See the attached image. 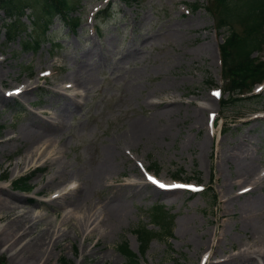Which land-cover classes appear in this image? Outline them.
<instances>
[{"label": "rangeland", "instance_id": "obj_1", "mask_svg": "<svg viewBox=\"0 0 264 264\" xmlns=\"http://www.w3.org/2000/svg\"><path fill=\"white\" fill-rule=\"evenodd\" d=\"M69 3L73 9L67 16L79 18L74 32L54 16L41 34L45 19L36 21L40 12L36 7L31 8L34 14L26 10L24 16L11 20L15 29H10L9 38L10 22L0 8V99L19 86L31 89L23 96L0 100V139L18 136L14 145L6 150L0 148V196L29 211L30 217H41L36 220L34 232L14 249L0 241V263L124 264L118 248L122 244L140 264H203L205 250L214 252L212 260L224 261L236 250L257 248V241H264V180L254 190L251 183L257 175L264 174V119H255L258 114L251 111H264V70L256 76L263 79L260 86L254 84L244 93L259 79L239 82L233 49L223 44L229 31L240 38V22L229 15V27L220 29L217 22L222 9L216 0H130L125 4L112 0L105 7L106 13L98 15L100 33L95 38L85 30L90 25L84 21L85 16L92 3L93 9H101L105 0ZM32 40L39 42L36 48L31 43L29 48L22 47ZM203 47L209 50L205 52ZM88 49H93L92 58L98 66L86 72L79 65H83L81 55ZM251 57L264 61V47ZM75 73L84 83L77 94L65 90L66 83H61ZM235 85L244 93L241 97L258 93L259 98L223 110L225 91ZM73 94L77 105L62 111L64 98ZM169 96L179 102L171 107L173 116L151 120L170 108L171 104L164 102ZM210 101L211 106L200 111L199 107ZM60 112L64 115L60 133L45 134L44 139L32 144L23 142L20 129L33 116L45 120ZM200 118L202 124L197 122ZM140 120L151 121L155 131L166 134L151 141L143 138L124 151L128 160L114 154L116 174L85 194L87 204L94 210L102 207L103 211L112 195L125 197L126 216L116 225H107L99 235L92 231L94 225L89 226L94 217L77 221L78 217L87 219V212L78 213L72 206L63 205L62 199L53 197L60 189L87 185L89 173L104 160L103 151L124 147L126 133ZM47 139L49 151L45 145L39 150L42 159L35 158L23 169L21 165L16 167L31 145L40 146L39 142ZM240 146L248 148L249 167L254 174L257 172L249 180L239 179L236 174L233 152ZM52 153L57 162L66 164L67 179L56 188L44 187L53 172L45 161ZM153 168L157 170L154 176L165 185L182 182L194 187L195 192H157L145 180ZM19 179L27 187L21 192L13 188ZM240 189L247 193L237 196ZM227 196L237 197L228 204ZM252 200L261 206L257 213L261 216L256 219L261 227L258 236L251 234L253 230L245 224L241 212L242 206ZM67 213H71V219H63ZM7 220L6 214L0 213V228ZM42 228L49 233H64L66 239L53 248L48 246L47 255L38 263H24L20 256L16 257L20 248ZM138 230L149 232L146 246H139L135 234ZM222 232L224 241L219 235ZM243 263L246 264H238Z\"/></svg>", "mask_w": 264, "mask_h": 264}, {"label": "bare ground", "instance_id": "obj_2", "mask_svg": "<svg viewBox=\"0 0 264 264\" xmlns=\"http://www.w3.org/2000/svg\"><path fill=\"white\" fill-rule=\"evenodd\" d=\"M92 50L88 49L84 54L81 55L80 60L81 61L84 60V62L82 61L83 65H79V68L81 71H86V72H88L90 70L93 71L98 66V62L94 61L92 58V56H93ZM203 50L205 52H207L209 50V48L203 47ZM94 72H96V71H94ZM79 73H77V75ZM75 75H76V73H75ZM75 75L69 74L68 77L66 78L67 80H65V82L61 81V83L62 84L66 83V85L64 84V86H63L65 90H67V91L70 90V93L76 92V94H77V92L81 88V85H84V83L82 84V81L80 79L81 78L80 75H78V77H77V75L76 76ZM61 83H60V85H62ZM28 87H29L28 85L22 86V89L21 90L19 89L17 95H19V93L22 96L25 95L27 93V90L29 89ZM58 89H59V87H58ZM30 90L31 89H29V91ZM13 91H15V90H13ZM55 91H57V89ZM58 92H59V90H58ZM6 97L7 96H5V97L3 96V97H1L0 100L1 101L9 100V98H6ZM172 97L169 96V97H166V99H164L165 103L167 102L168 105L171 104L170 108L165 109L161 115H158V114L154 115L151 120L154 121L155 118H158L160 116H173L174 111L172 110L171 107L175 106L174 103H176V105H178L177 103H179V102L174 100L173 99L174 97L173 98ZM74 98H75V94L66 96L64 98L65 99L64 102L60 105L61 110L64 111L63 108H66L68 106L69 107H75L77 105V102H75ZM211 101L206 106H200L199 107L200 111L203 109H206L205 107H210ZM157 104H158V102H157ZM163 108H166V107H163ZM63 116L64 115L61 112L59 114L54 115V116L53 115L48 116L49 119L47 118L45 120H41V119H38L35 116H33V120H31L30 122H28L22 126V128L20 129L19 135H21V137H23L22 140L25 144H27V143L32 144V142L34 140H38L40 138H43L45 134L48 136V135H53L54 133L55 134L60 133L61 132L60 125L63 123ZM149 120H140V121L136 122L137 125L135 126V128L130 129L126 133L125 142L122 144V146L124 145V147H121V145H119V147H116V148L112 147L111 149H105L103 151L104 160L99 163V165L97 166L96 169L94 167V170L91 173H89V175L87 176V178H88L87 179L88 180L87 185L85 184V185L80 187L79 186L80 184H79L76 187H71V189H68L67 191H65V189H60L58 192H56V195L53 197V199L54 198H57V199L59 198L60 200L62 199L61 201H63V205L72 206V208H74V210L77 211L78 213H82V211L87 212V214H88L87 219L80 220V217H78V219L75 218L77 221H83L84 222V221H88L92 217H94L89 226L94 225L92 231L97 232L99 235L103 234L105 232V230L107 229V225H109L110 227L112 225H116L117 223H119V221H121V219L124 217V215L126 216L125 204H124V201H125L124 198L125 197L122 194L112 195L107 200V202H106L107 206L105 205L106 209L103 211V210H101L102 207H100L99 209L97 208L98 210H94L89 204H87L86 203L87 199L85 198L86 197L85 194H87L88 191L93 186H96L99 184H101V185L105 184V180L108 179V177H111L110 175L116 174L115 172L117 171V169H116L117 164L114 165L115 164L114 163V156H115L114 154H116L118 157H122L125 160H128L124 151H127V150H129V148L135 146L138 142L142 141L143 138H145L148 141H151L153 139H157V137L160 138V136H157V135H161L163 137L166 134L164 131H162V132L155 131V129L151 127V121H149ZM197 122H200L202 124V119L201 118L197 119ZM64 126H65V124H64ZM47 136H45V137L47 138ZM17 140H18V136L8 135L7 137H3L2 139H0V148L3 150H6L10 146L14 145ZM52 140L53 139H51V142H52ZM42 141L39 142V143H41L40 146L37 144H35L34 146L31 145L29 147V151L26 154V156L24 157V159H22L21 161H18L16 163V167L21 165L22 166L21 169H23L24 167H27L28 165H30L34 161L35 158L37 159L36 161H39L40 159H42L43 154L40 153L41 151L39 152V150L44 145L46 146V148L48 150L49 147H47V145H48L47 142L50 140L47 139L46 141L44 140V142H42ZM51 142H49V144ZM52 144L53 143H51L50 145H52ZM51 151H50V153H51ZM238 151H239V153H236ZM233 153H235V154H233L234 156L232 154L231 155L235 158L236 174L239 177V179L244 177V178L249 180V178L251 179L254 175L257 174V172H255L256 174H254V172H252L251 168L249 167L250 157H248L249 152H248L247 147L240 146L239 149L236 148L235 152H233ZM54 155L55 154H53V153L51 155L49 154V156L47 155L48 156L46 158L47 160H45L49 164V167L53 168V172H52L50 178L48 179L47 184L44 187H51L52 186V188H54L55 186L62 183L61 181H64L65 179H67L66 171H65L66 170V167H65L66 164L64 165L63 164L64 162L63 163L57 162V157H54ZM224 159H226V158H224ZM251 166H252V164H251ZM221 168H222V166H221ZM258 173H260V172H258ZM113 177H114V175H113ZM55 179H58L59 181L55 182L54 181ZM263 180H264V174L262 175L260 173L259 175H257L256 180L251 183V186L254 187V188H252V190L256 189L261 184V182ZM107 185H109V184H107ZM128 186H130V185H128ZM104 188H106V187H104ZM145 188H147L146 185H145ZM241 188H243V186ZM93 189H94V187H93ZM0 191H1V189H0ZM157 192H155V193H157ZM165 193H169V192H165ZM244 193H247V192H245L244 189H240L237 196H240ZM90 194H88L89 197H90ZM237 196H234V197H237ZM234 197L232 196V197L228 198V196H227L228 204L232 203L231 200ZM258 203L259 202L257 200L247 201L241 208V212L244 214V217H245L243 220L248 227L252 228L253 233H251V234L253 236L254 235L258 236L257 231H261V227L258 226V224L256 223V219H258V217L261 216V215L259 216L257 214L258 211L260 210V207H261V206H259ZM91 204H92V202H91ZM223 208H225V207H223ZM0 213L6 214V216L8 218V220H7L8 223L5 225V227L0 228V241L3 242L4 244H8V246L11 247V249H14L18 244L24 242L25 238L34 232V230L38 224V222H36V220L41 218L39 215L30 217L29 211L22 208L21 206H18V204L15 205V203L9 202L6 199L1 198V196H0ZM69 217H70V219L72 218L71 213L65 214L63 219H67ZM73 226H75V225L73 224ZM228 228H229V226H228ZM48 231L49 230H47V228H42L41 230L36 232V235L32 238V240H29L23 244V246L20 248L18 255L16 257L20 256L21 259L24 261V263H33V262L38 263L39 260H42L43 259L42 257L47 253L46 250H47V248H49L48 246L53 248L54 246L57 245L58 241H62L63 239H66V235L64 233H49ZM219 232H221V231H219ZM219 235H221V238L223 240L225 234L222 232ZM54 236H55V238H54ZM245 236H246V234H245ZM246 243L249 244V246H250L249 242H245V245H247ZM210 245H212V243ZM256 245L255 246L257 248H255V249H250L247 247V248H244L241 250L240 249L236 250L237 251L236 253H234L232 256H228L224 261L219 260V259H217L215 261L212 260L214 257V252L208 253V252H206L208 250H205L204 255L202 257L203 264H230L232 262H234V263L245 262L246 264H248V263L262 264V263H264V241L259 240V241H257ZM217 247H218V245H217ZM209 250L211 251V246H210ZM215 253H217V252H215Z\"/></svg>", "mask_w": 264, "mask_h": 264}, {"label": "trees", "instance_id": "obj_3", "mask_svg": "<svg viewBox=\"0 0 264 264\" xmlns=\"http://www.w3.org/2000/svg\"><path fill=\"white\" fill-rule=\"evenodd\" d=\"M120 1L128 3L130 0ZM28 2L30 4H27ZM216 5H219L220 10L222 9V16L217 22L220 29L229 27V20L226 19L229 15L232 18L235 16L237 22L241 24L240 38H236L234 33L229 31L226 40L223 41L225 47L233 49L234 57L236 58V68L238 70L236 73L241 76L239 82L243 83V80L255 78L259 71L264 70V61H262V59L254 61L251 57L253 53L257 54L260 48L264 47V34L262 32V28L264 27V0H216ZM36 7H39L40 12L39 14L37 13V20L35 17L34 20L43 21V19H45L41 24V34L45 33L48 22L54 16H58L64 24L67 23L72 29L77 26V21H75V19H69L66 16V14L73 9L69 0H0V8L5 19L10 22V28L7 31L8 38L11 37L10 34H12V30L10 29H15V24L14 27L11 26V20L24 16L26 10H31L34 14V10L31 8L35 9ZM106 11L107 10H105L104 13H106ZM30 43L33 48H36L39 44L38 41L32 40V42H25L22 47L24 49L29 48ZM223 63H225V60ZM259 78L260 77H256V79ZM262 80L263 79H259L252 82L244 93L249 92L254 84H259ZM210 83L211 82L208 81V84L212 87ZM225 93L226 98L221 102L223 110L227 109L229 106L236 105V103L259 98V94L241 97L244 93L240 92L237 85L227 89ZM153 169H151V171L154 173L157 172L156 169ZM22 180L23 179H19L15 182V185H13L15 190L21 192L23 189L27 188L25 185L23 186L24 183H22ZM135 234L139 241V246H146L150 236L149 232L146 230H138ZM118 248L121 250L119 252L124 257V264H140L136 257L123 247L122 244L119 245ZM141 254H143V249H141Z\"/></svg>", "mask_w": 264, "mask_h": 264}, {"label": "snow or ice", "instance_id": "obj_4", "mask_svg": "<svg viewBox=\"0 0 264 264\" xmlns=\"http://www.w3.org/2000/svg\"><path fill=\"white\" fill-rule=\"evenodd\" d=\"M214 95H219V93H214ZM149 179L151 180V182L153 183V184H157L159 187H161V188H164L165 187V185L164 184H161V183H159L158 181H156L155 179H152L151 177H149Z\"/></svg>", "mask_w": 264, "mask_h": 264}]
</instances>
